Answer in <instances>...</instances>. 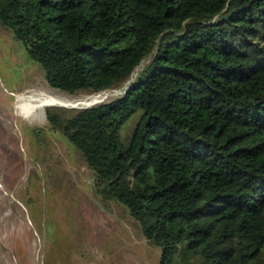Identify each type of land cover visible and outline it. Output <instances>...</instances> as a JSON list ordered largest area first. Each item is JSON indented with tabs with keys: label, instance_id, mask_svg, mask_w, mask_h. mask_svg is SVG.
<instances>
[{
	"label": "trees",
	"instance_id": "trees-1",
	"mask_svg": "<svg viewBox=\"0 0 264 264\" xmlns=\"http://www.w3.org/2000/svg\"><path fill=\"white\" fill-rule=\"evenodd\" d=\"M0 25L50 87L122 88L46 118L158 264H264V0H0Z\"/></svg>",
	"mask_w": 264,
	"mask_h": 264
},
{
	"label": "rangeland",
	"instance_id": "rangeland-1",
	"mask_svg": "<svg viewBox=\"0 0 264 264\" xmlns=\"http://www.w3.org/2000/svg\"><path fill=\"white\" fill-rule=\"evenodd\" d=\"M23 46L0 25V264H158L159 249L146 243L127 209L100 200L80 154L49 128L48 106L28 118L14 107L25 89L101 103L122 88L78 95L54 89ZM136 120L123 126L122 143Z\"/></svg>",
	"mask_w": 264,
	"mask_h": 264
},
{
	"label": "bare ground",
	"instance_id": "bare-ground-1",
	"mask_svg": "<svg viewBox=\"0 0 264 264\" xmlns=\"http://www.w3.org/2000/svg\"><path fill=\"white\" fill-rule=\"evenodd\" d=\"M97 101H99V97L97 96L71 99L61 97L43 88H37L28 90L25 89L17 92L15 94L14 107L19 114H21L25 118H28L38 110H43L47 106L49 107L59 104L67 106H86Z\"/></svg>",
	"mask_w": 264,
	"mask_h": 264
},
{
	"label": "water",
	"instance_id": "water-1",
	"mask_svg": "<svg viewBox=\"0 0 264 264\" xmlns=\"http://www.w3.org/2000/svg\"><path fill=\"white\" fill-rule=\"evenodd\" d=\"M98 103L99 102L97 101V102H94V103L86 105V106H76V105L67 106V105H62V104L61 105L59 104V106H65V107H70V108H85V107H89L91 105L98 104Z\"/></svg>",
	"mask_w": 264,
	"mask_h": 264
}]
</instances>
